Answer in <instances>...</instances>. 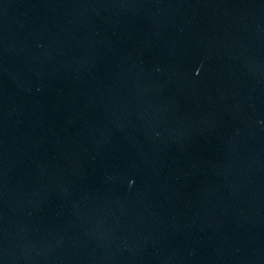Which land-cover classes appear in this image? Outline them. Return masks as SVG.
I'll return each instance as SVG.
<instances>
[{
    "label": "water",
    "instance_id": "obj_1",
    "mask_svg": "<svg viewBox=\"0 0 264 264\" xmlns=\"http://www.w3.org/2000/svg\"><path fill=\"white\" fill-rule=\"evenodd\" d=\"M0 264H264V0H0Z\"/></svg>",
    "mask_w": 264,
    "mask_h": 264
}]
</instances>
